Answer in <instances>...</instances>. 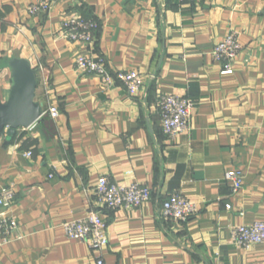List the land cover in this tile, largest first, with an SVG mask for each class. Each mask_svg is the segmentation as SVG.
Masks as SVG:
<instances>
[{
    "label": "crops",
    "instance_id": "0c3cea01",
    "mask_svg": "<svg viewBox=\"0 0 264 264\" xmlns=\"http://www.w3.org/2000/svg\"><path fill=\"white\" fill-rule=\"evenodd\" d=\"M37 1L0 0V103L13 85L9 61L26 59L45 113L24 130L38 142L34 153L0 134V187L16 188L19 225L0 264H264L263 246L232 239L236 226L264 221V0H50L49 12L32 16ZM73 14L100 23L92 46L63 37L61 22ZM231 32L242 51L224 74L212 51ZM80 53L105 59L112 74L138 71L144 88L131 97L121 83L103 87L76 68ZM165 95L196 101L191 130L174 141L162 130ZM233 169L244 174L238 193L224 181ZM102 177L140 183L152 199L104 210L109 243L96 251L68 239L62 224L98 207ZM174 192L198 205L185 223L162 217Z\"/></svg>",
    "mask_w": 264,
    "mask_h": 264
},
{
    "label": "built area",
    "instance_id": "2783aa9c",
    "mask_svg": "<svg viewBox=\"0 0 264 264\" xmlns=\"http://www.w3.org/2000/svg\"><path fill=\"white\" fill-rule=\"evenodd\" d=\"M181 5H205L210 0H176ZM50 0H38L31 5L28 12L32 16L42 15L51 10ZM64 38L85 46H92L100 24L95 19H87L79 14H73L61 22ZM242 44L235 32L229 33L225 39L214 47V57L224 63V74H232L233 61L240 55ZM76 68L84 73L98 77L105 88L121 83L125 86L129 96H137L144 88V77L138 71L109 72L107 62L103 58H96L91 53H80L75 58ZM196 101L188 96L165 95L159 100L162 130L165 136L174 141L181 134L191 130L192 115ZM52 118L59 117L57 107H50L46 112ZM45 114V113H44ZM28 152L27 156H31ZM53 176H51L52 178ZM224 181L231 185L233 193H238L244 184V174L239 169L226 172ZM17 197L14 186L0 187V247L16 240L18 220L13 212V204ZM97 208L90 209L85 218L62 224V229L68 239L80 240L96 251L104 250L109 243L105 230L102 212L119 209L140 208L152 199V191L134 182L121 184L112 181L109 177L99 179L95 188ZM231 205H227L231 209ZM199 213L198 205L189 200L183 193L174 192L162 203V217L180 223L189 221ZM232 239L235 245L242 249H250L255 245L264 247V221H256L251 225H238L233 229ZM96 264H104L98 259Z\"/></svg>",
    "mask_w": 264,
    "mask_h": 264
},
{
    "label": "water",
    "instance_id": "95a60500",
    "mask_svg": "<svg viewBox=\"0 0 264 264\" xmlns=\"http://www.w3.org/2000/svg\"><path fill=\"white\" fill-rule=\"evenodd\" d=\"M13 85L8 101L0 103V134L9 138L19 130L31 129L43 117L44 104L36 101L37 71L26 59L9 61Z\"/></svg>",
    "mask_w": 264,
    "mask_h": 264
},
{
    "label": "trees",
    "instance_id": "16d2710c",
    "mask_svg": "<svg viewBox=\"0 0 264 264\" xmlns=\"http://www.w3.org/2000/svg\"><path fill=\"white\" fill-rule=\"evenodd\" d=\"M177 3L179 5H181L179 2H177ZM83 17L87 18V19H95V18H92V17H85V16H83ZM95 20H97V19H95ZM16 143L17 144L21 143V148L22 149L33 150V153L36 151V146L38 144L37 140L32 139V138H28L27 134H26V131H24V130L18 131L13 137H11V144H16Z\"/></svg>",
    "mask_w": 264,
    "mask_h": 264
}]
</instances>
